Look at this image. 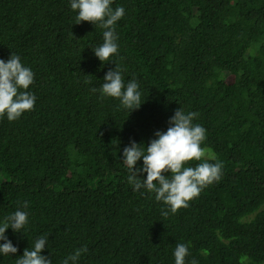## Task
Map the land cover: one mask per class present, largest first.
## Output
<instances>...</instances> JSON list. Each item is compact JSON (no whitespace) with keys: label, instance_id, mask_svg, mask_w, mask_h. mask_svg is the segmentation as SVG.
<instances>
[{"label":"trees","instance_id":"obj_1","mask_svg":"<svg viewBox=\"0 0 264 264\" xmlns=\"http://www.w3.org/2000/svg\"><path fill=\"white\" fill-rule=\"evenodd\" d=\"M118 6V53L102 64L92 49L105 30L72 26L70 0H0V59L15 54L33 71L36 98L17 120L0 117V222L28 213L20 232L6 230L17 252L0 264H16L41 236L51 264L84 247L76 264H175L177 244L188 245L185 264H264V0ZM115 65L125 84L138 82L139 109L91 91ZM171 102L198 113L214 153L189 166L219 161L221 179L175 213L154 192L132 191L126 174L95 186L98 155L114 158L132 134L154 139ZM107 192L123 205L119 238Z\"/></svg>","mask_w":264,"mask_h":264},{"label":"clouds","instance_id":"obj_2","mask_svg":"<svg viewBox=\"0 0 264 264\" xmlns=\"http://www.w3.org/2000/svg\"><path fill=\"white\" fill-rule=\"evenodd\" d=\"M112 3L113 0H70L71 9L78 12L77 20L72 26L86 29L92 23L105 30L99 36L97 47L92 49L102 64L118 53L115 25L125 12L122 6L113 9ZM122 71L119 65H115L114 69L105 74L99 89L92 88L91 91H99L102 97L119 99L121 105L131 112L140 108L141 93L135 79L125 84ZM33 82V71L22 64L19 56L11 54L6 62L0 59V117L6 116L9 121H15L24 112L34 108L36 98L27 91ZM197 110L202 112L204 109ZM197 116L198 113L195 112L185 113L172 102L165 103L161 108L156 130L151 136L155 138L147 142L143 140L150 137L132 134L124 137L128 141L114 158L111 159L109 153L99 154L93 184L96 186L114 176L126 174L132 191L147 189L154 192L155 199L163 202L171 213L186 208L203 188L218 182L222 177L223 164L219 161L209 163L204 160L194 167L189 166L191 161H202L203 158L211 159L214 156L207 145L206 130ZM206 116L212 117V113L207 110ZM140 122V126L145 125L144 118ZM107 193L108 202L117 206V209H108L106 212L111 218L113 232L119 238L123 236L118 221L123 205L116 202L114 194ZM27 207V203L22 205V208ZM162 214L167 216L169 212L163 211ZM27 223L28 213L23 210H16L0 222V241H3L0 244V254L17 252L5 232L9 228L20 232ZM47 242V237H39L31 249L26 248L23 255L16 259V264H51L47 257L40 254L42 250L47 251ZM86 252V247L75 250L62 264H76L81 254ZM187 255L188 245L177 244L174 250L175 264H185ZM191 264L197 262L193 260Z\"/></svg>","mask_w":264,"mask_h":264}]
</instances>
